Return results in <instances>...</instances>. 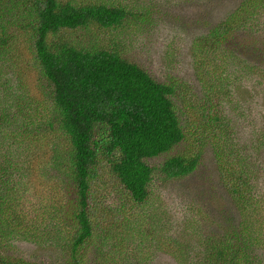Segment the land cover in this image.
Listing matches in <instances>:
<instances>
[{"label":"trees","instance_id":"trees-1","mask_svg":"<svg viewBox=\"0 0 264 264\" xmlns=\"http://www.w3.org/2000/svg\"><path fill=\"white\" fill-rule=\"evenodd\" d=\"M130 18L133 14L126 6L104 0H0V78L4 73L13 76L17 91L8 109L14 108V103L23 108L41 104L47 127L57 132L63 147L55 156L59 160L55 172L60 178L54 181V188L61 183L69 192L63 214L53 215L46 224L29 226L22 220L25 214L10 213L3 194L15 169L8 163L0 166V264H36L5 249L7 241L12 245L29 239L54 243L59 250L57 264H87L90 254L99 264H118L114 262L118 249L108 237L101 238L104 224L95 212L92 186L99 165L109 167L122 203L139 210L141 220L145 216L140 212L155 194L152 184L156 177L158 181L175 180L196 169L204 142L211 139L207 130L213 133L215 150L219 153L223 147L218 146L224 132L223 104L217 91L220 75L233 65L237 48L230 49L231 40L240 44L245 34L242 41L258 42L256 36L264 27V0H242L200 34L196 42L201 58L199 75L205 79L200 92L205 98L201 100L189 93L184 82L155 80L92 35L88 43L75 42L69 35L89 27L118 30ZM243 69L260 67L245 64ZM5 83L0 85L2 96L10 89ZM192 97L198 106L191 104ZM196 108L199 110H193ZM259 140L264 146V131ZM160 155L166 158L156 170L160 175L155 176V168L147 161ZM223 157L228 158L226 154ZM240 161L226 162L229 166L220 168L223 173L219 177L246 222L217 237L204 235L200 264H261L252 252L254 231L248 225L255 220L250 211L258 208V203ZM147 233L137 241V247L147 243L145 251L150 254L156 232ZM161 239L158 236L156 240L161 244ZM112 247L114 254L109 252ZM123 262L147 264L145 254L124 257L120 264Z\"/></svg>","mask_w":264,"mask_h":264},{"label":"rangeland","instance_id":"rangeland-1","mask_svg":"<svg viewBox=\"0 0 264 264\" xmlns=\"http://www.w3.org/2000/svg\"><path fill=\"white\" fill-rule=\"evenodd\" d=\"M104 1L126 6L133 18L118 30L89 27L88 30L70 32L73 41L88 43L92 35L102 45L114 48L127 61L143 68L155 80H180L191 95H198L200 100L205 98L200 93L205 79L199 75L201 58L196 42L206 28L224 19L242 0ZM82 32L90 37L83 36ZM244 36L242 34V38ZM242 38L240 44L230 41V49L237 48L236 55L233 65L221 73L217 90L219 102L223 104L221 122L224 124L222 141L218 143L223 146L218 149L220 154L215 150L217 143L213 133L207 130L211 139L204 142L196 169L175 180L158 181L156 177L152 184L155 194L148 198L149 204L140 212L145 216L141 220L139 210L122 203V193L109 167L99 165L92 186L95 212L104 224L101 238L108 237L107 240L118 249L114 262L120 264L124 257L145 254L147 264H200L204 254L201 239L204 235L217 237L227 228L246 222L219 177L223 173L220 168L229 166L226 162L230 164L241 159L240 164L246 168L258 203V208L250 211L255 220L252 224L248 221L254 231L252 252L264 264V146L259 140L264 131V27L256 36L257 43L242 41ZM245 64H257L260 69L245 71ZM4 81L5 87L10 89L4 96L0 93V166L6 167L8 163L15 171L3 187V194L8 200L10 213L25 214L22 220L29 226L34 222L46 224L53 215L63 214L67 205L69 192L65 185L58 183L54 188V181L60 178L55 172L59 162L55 156L63 149L61 137L47 127L46 114L40 103L16 108L13 102L14 108L9 110L17 91L13 76L4 73L0 85ZM207 86L206 90L210 87ZM192 100L191 104L198 106L194 97ZM225 154L228 158L222 159ZM165 158L160 155L147 161L155 168V176L160 175L156 170ZM40 213L44 214L39 216ZM35 214L38 217H34ZM150 228L153 231L150 232ZM146 231L156 232L154 244L149 247L150 254L145 251L147 243L137 247L142 235L148 234ZM158 236H162L161 244L156 240ZM166 236L173 240L169 242ZM10 243H6L9 244L5 247L7 251L36 264H57L60 261L58 248L44 239ZM168 244L172 248L167 247ZM113 250L112 247L109 252ZM87 264H99V260L90 254Z\"/></svg>","mask_w":264,"mask_h":264}]
</instances>
